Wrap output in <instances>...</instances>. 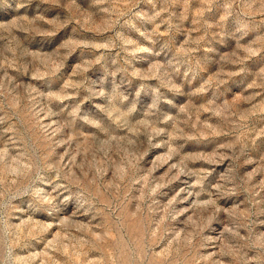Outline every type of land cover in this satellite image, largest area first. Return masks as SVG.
<instances>
[{"label":"rangeland","instance_id":"1","mask_svg":"<svg viewBox=\"0 0 264 264\" xmlns=\"http://www.w3.org/2000/svg\"><path fill=\"white\" fill-rule=\"evenodd\" d=\"M0 264H264V0H0Z\"/></svg>","mask_w":264,"mask_h":264}]
</instances>
